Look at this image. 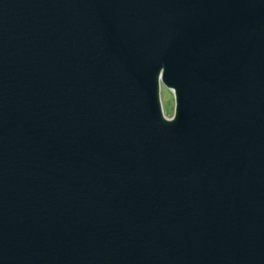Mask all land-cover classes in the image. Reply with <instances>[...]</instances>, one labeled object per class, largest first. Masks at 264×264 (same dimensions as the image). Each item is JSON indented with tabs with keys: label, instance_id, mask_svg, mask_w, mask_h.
Masks as SVG:
<instances>
[{
	"label": "water",
	"instance_id": "obj_1",
	"mask_svg": "<svg viewBox=\"0 0 264 264\" xmlns=\"http://www.w3.org/2000/svg\"><path fill=\"white\" fill-rule=\"evenodd\" d=\"M0 264H264V0H0Z\"/></svg>",
	"mask_w": 264,
	"mask_h": 264
},
{
	"label": "clouds",
	"instance_id": "obj_2",
	"mask_svg": "<svg viewBox=\"0 0 264 264\" xmlns=\"http://www.w3.org/2000/svg\"><path fill=\"white\" fill-rule=\"evenodd\" d=\"M160 89L163 94H165L170 103L165 105L163 112L160 111V116L162 121L166 124H173L178 119V92L175 87L171 89H166L163 83H160Z\"/></svg>",
	"mask_w": 264,
	"mask_h": 264
},
{
	"label": "rangeland",
	"instance_id": "obj_3",
	"mask_svg": "<svg viewBox=\"0 0 264 264\" xmlns=\"http://www.w3.org/2000/svg\"><path fill=\"white\" fill-rule=\"evenodd\" d=\"M164 86H165V85H164ZM165 88L167 89L166 86H165ZM169 90H170V89H169ZM159 91H160L159 101H160V105L162 106V109H161V110H162V112H163V109H164L165 105L169 104L170 101H169L168 97H167L165 94H163V93L161 92L160 87H159Z\"/></svg>",
	"mask_w": 264,
	"mask_h": 264
}]
</instances>
